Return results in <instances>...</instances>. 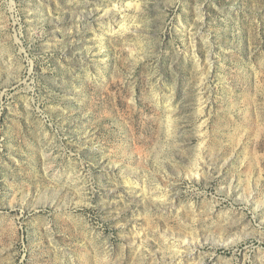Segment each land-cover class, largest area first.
<instances>
[{
    "label": "rangeland",
    "instance_id": "1",
    "mask_svg": "<svg viewBox=\"0 0 264 264\" xmlns=\"http://www.w3.org/2000/svg\"><path fill=\"white\" fill-rule=\"evenodd\" d=\"M0 264H264V0H0Z\"/></svg>",
    "mask_w": 264,
    "mask_h": 264
}]
</instances>
